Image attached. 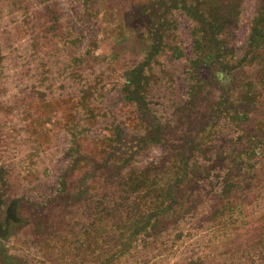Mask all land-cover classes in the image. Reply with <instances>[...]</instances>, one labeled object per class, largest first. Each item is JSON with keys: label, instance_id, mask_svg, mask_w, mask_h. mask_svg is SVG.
<instances>
[{"label": "rangeland", "instance_id": "rangeland-1", "mask_svg": "<svg viewBox=\"0 0 264 264\" xmlns=\"http://www.w3.org/2000/svg\"><path fill=\"white\" fill-rule=\"evenodd\" d=\"M0 264H264V0H0Z\"/></svg>", "mask_w": 264, "mask_h": 264}]
</instances>
